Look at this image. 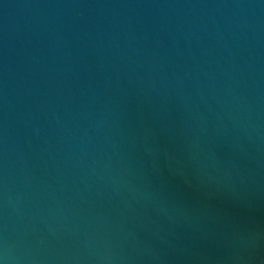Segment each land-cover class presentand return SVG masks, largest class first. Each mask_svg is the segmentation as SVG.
Instances as JSON below:
<instances>
[{"label": "water", "instance_id": "95a60500", "mask_svg": "<svg viewBox=\"0 0 264 264\" xmlns=\"http://www.w3.org/2000/svg\"><path fill=\"white\" fill-rule=\"evenodd\" d=\"M8 264H264V0H0Z\"/></svg>", "mask_w": 264, "mask_h": 264}, {"label": "clouds", "instance_id": "9594fccd", "mask_svg": "<svg viewBox=\"0 0 264 264\" xmlns=\"http://www.w3.org/2000/svg\"><path fill=\"white\" fill-rule=\"evenodd\" d=\"M9 256L7 249L0 251V264H8Z\"/></svg>", "mask_w": 264, "mask_h": 264}]
</instances>
